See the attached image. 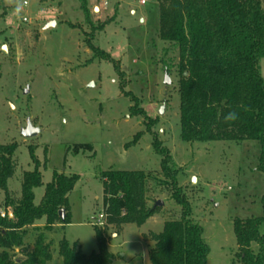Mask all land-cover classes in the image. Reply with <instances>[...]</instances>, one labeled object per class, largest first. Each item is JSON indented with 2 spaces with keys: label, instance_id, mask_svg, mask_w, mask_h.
<instances>
[{
  "label": "rangeland",
  "instance_id": "374dc122",
  "mask_svg": "<svg viewBox=\"0 0 264 264\" xmlns=\"http://www.w3.org/2000/svg\"><path fill=\"white\" fill-rule=\"evenodd\" d=\"M86 3L88 17L80 0H0V144L18 145L8 181L12 198L21 196L23 173L34 169L30 147L43 177L35 204L55 171L79 176L68 194L71 223L47 229L45 218L37 221L28 228L27 247L33 249L39 235L51 243L53 258L43 264H62L58 244L64 237L85 254L96 251V226L104 222L103 173L143 170L164 180L156 137L169 149L192 217L204 228L207 264H241L234 220L262 215L260 143L182 139L177 51L159 37L156 0ZM51 22L56 25L47 28ZM165 61L173 63L169 85ZM259 65L264 76V58ZM28 120L40 132L26 138L21 130ZM156 181L149 204L162 199L158 213L142 225L125 224L119 233L111 226L105 231L112 264H150L151 232L180 217L172 190ZM0 206L4 211L2 189ZM11 254L23 258L19 249Z\"/></svg>",
  "mask_w": 264,
  "mask_h": 264
},
{
  "label": "trees",
  "instance_id": "16d2710c",
  "mask_svg": "<svg viewBox=\"0 0 264 264\" xmlns=\"http://www.w3.org/2000/svg\"><path fill=\"white\" fill-rule=\"evenodd\" d=\"M80 1L88 17L86 0ZM156 1L159 37L177 51L182 139L257 140L261 147L258 168L264 176V76L259 65L264 58V0ZM172 65L164 62L168 71ZM114 67L120 72L117 62ZM229 112L237 113L238 118L226 123L224 117ZM153 144L162 155L165 179L157 180L143 170L103 173L105 218L103 227L96 226L97 250L85 254L81 246L70 244L64 237L58 244L62 264H112L114 255L105 231L109 226L119 232L125 224L142 225L158 213L156 199L149 204L151 183L156 180L172 190L182 209L179 218L164 221L161 232H151L150 264H207L210 246L177 183L171 153L156 137ZM17 148L16 143L0 144V189L5 193V210L0 206V264H43L53 258L51 243L39 235L29 249L25 243L28 228L43 218L47 229L57 223L62 227L71 223L68 194L79 176L55 171L40 203L35 204L34 190L43 185V177L40 161L30 147L34 169L23 173L21 196L14 200L8 181L15 173ZM261 202L262 215L234 220L241 264H264V233L260 231L264 194ZM10 206L12 210L7 211ZM62 208L64 219L58 214ZM253 244L258 245L257 250ZM16 249L23 255L20 260L11 254Z\"/></svg>",
  "mask_w": 264,
  "mask_h": 264
},
{
  "label": "water",
  "instance_id": "95a60500",
  "mask_svg": "<svg viewBox=\"0 0 264 264\" xmlns=\"http://www.w3.org/2000/svg\"><path fill=\"white\" fill-rule=\"evenodd\" d=\"M55 25H56V22H51L46 27L49 28V27H53ZM171 82L172 81H171V78L169 75V71H168V69H165L164 83L169 85V84H171ZM29 92H30V88L27 87V89H25L24 93L28 94ZM163 111H164V107L161 108L160 114H162ZM39 132H40V128L35 127L30 120H28L27 126L21 130L22 135L26 138L34 137V136L38 135ZM163 205H164V201L162 199H159L155 202L154 207L163 206ZM58 214L62 219H64L65 215H66L65 209L64 208L60 209Z\"/></svg>",
  "mask_w": 264,
  "mask_h": 264
},
{
  "label": "clouds",
  "instance_id": "9594fccd",
  "mask_svg": "<svg viewBox=\"0 0 264 264\" xmlns=\"http://www.w3.org/2000/svg\"><path fill=\"white\" fill-rule=\"evenodd\" d=\"M238 118L237 113L235 112H229L225 117L224 120L226 123L235 121Z\"/></svg>",
  "mask_w": 264,
  "mask_h": 264
},
{
  "label": "built area",
  "instance_id": "2783aa9c",
  "mask_svg": "<svg viewBox=\"0 0 264 264\" xmlns=\"http://www.w3.org/2000/svg\"><path fill=\"white\" fill-rule=\"evenodd\" d=\"M97 1H98V3L100 5H107L109 3V0H97ZM142 2L144 3V1H142ZM25 4H26V2H25ZM101 218H105V215L104 214H101ZM100 224H103L104 225V222L103 223H100Z\"/></svg>",
  "mask_w": 264,
  "mask_h": 264
},
{
  "label": "crops",
  "instance_id": "0c3cea01",
  "mask_svg": "<svg viewBox=\"0 0 264 264\" xmlns=\"http://www.w3.org/2000/svg\"><path fill=\"white\" fill-rule=\"evenodd\" d=\"M95 9L98 10L99 8H98V7H95ZM123 226H124V225H123ZM123 226L121 227L120 231L123 229ZM120 231H119V232H120ZM119 232H118V233H119ZM151 243H152V242H151Z\"/></svg>",
  "mask_w": 264,
  "mask_h": 264
}]
</instances>
